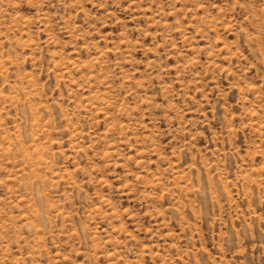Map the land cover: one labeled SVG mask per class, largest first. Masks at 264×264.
Listing matches in <instances>:
<instances>
[{"label": "rangeland", "instance_id": "rangeland-1", "mask_svg": "<svg viewBox=\"0 0 264 264\" xmlns=\"http://www.w3.org/2000/svg\"><path fill=\"white\" fill-rule=\"evenodd\" d=\"M0 264H264V0H0Z\"/></svg>", "mask_w": 264, "mask_h": 264}]
</instances>
